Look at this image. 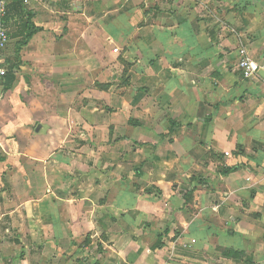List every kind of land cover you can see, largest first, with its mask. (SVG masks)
<instances>
[{
	"label": "crops",
	"instance_id": "obj_1",
	"mask_svg": "<svg viewBox=\"0 0 264 264\" xmlns=\"http://www.w3.org/2000/svg\"><path fill=\"white\" fill-rule=\"evenodd\" d=\"M5 21L0 264H264V84L237 66L264 68V0H30Z\"/></svg>",
	"mask_w": 264,
	"mask_h": 264
},
{
	"label": "built area",
	"instance_id": "obj_2",
	"mask_svg": "<svg viewBox=\"0 0 264 264\" xmlns=\"http://www.w3.org/2000/svg\"><path fill=\"white\" fill-rule=\"evenodd\" d=\"M20 1L24 5H27L30 2V0ZM8 2V0H0V79L3 78L7 73V69L1 57V53L9 40L8 29L5 21ZM239 54L240 56L238 58L237 66L241 72L242 77L246 79H259L264 84V77H262L259 73V71L262 69L264 70V68L258 63L251 60L246 55L243 49H239Z\"/></svg>",
	"mask_w": 264,
	"mask_h": 264
},
{
	"label": "trees",
	"instance_id": "obj_3",
	"mask_svg": "<svg viewBox=\"0 0 264 264\" xmlns=\"http://www.w3.org/2000/svg\"><path fill=\"white\" fill-rule=\"evenodd\" d=\"M9 1V4L10 3H18V4H21V5H24V4H22L21 3V1L20 0H8ZM8 4V5H9ZM8 5H7V11H8ZM7 14V13H6ZM6 17V16H5ZM30 25V23L28 24L27 23V26H29ZM31 31H29L27 34H26V36H25V39L23 40V43L24 42H26V39H28L29 37H30V35H31ZM7 76H8V72L5 74V76L3 77V78H7ZM166 234V231H162V232H158L157 233V240H156V242L151 246V249H156V248H160V247H162L163 246V242H162V237L164 236Z\"/></svg>",
	"mask_w": 264,
	"mask_h": 264
},
{
	"label": "rangeland",
	"instance_id": "obj_4",
	"mask_svg": "<svg viewBox=\"0 0 264 264\" xmlns=\"http://www.w3.org/2000/svg\"><path fill=\"white\" fill-rule=\"evenodd\" d=\"M67 108H68V106H67ZM71 125H72L74 131L78 132V129L76 127H79V123H76V124L72 123ZM75 140H76V143H79V139L75 138ZM64 175L67 177V173H64Z\"/></svg>",
	"mask_w": 264,
	"mask_h": 264
},
{
	"label": "water",
	"instance_id": "obj_5",
	"mask_svg": "<svg viewBox=\"0 0 264 264\" xmlns=\"http://www.w3.org/2000/svg\"><path fill=\"white\" fill-rule=\"evenodd\" d=\"M259 73L262 77H264V70H260Z\"/></svg>",
	"mask_w": 264,
	"mask_h": 264
}]
</instances>
